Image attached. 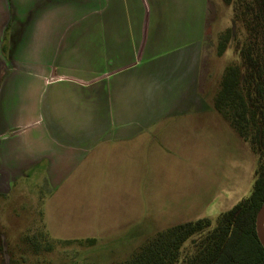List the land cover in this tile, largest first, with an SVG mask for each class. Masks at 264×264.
I'll return each mask as SVG.
<instances>
[{
    "label": "crops",
    "instance_id": "crops-1",
    "mask_svg": "<svg viewBox=\"0 0 264 264\" xmlns=\"http://www.w3.org/2000/svg\"><path fill=\"white\" fill-rule=\"evenodd\" d=\"M208 15L209 0H0V195L43 176L48 206L84 164L213 110ZM129 170L116 196L143 178Z\"/></svg>",
    "mask_w": 264,
    "mask_h": 264
},
{
    "label": "rangeland",
    "instance_id": "rangeland-1",
    "mask_svg": "<svg viewBox=\"0 0 264 264\" xmlns=\"http://www.w3.org/2000/svg\"><path fill=\"white\" fill-rule=\"evenodd\" d=\"M262 2L209 0L202 92L213 110L192 117L186 127L164 121L171 128L157 141L138 143L127 157L123 150L116 164L109 155L101 164H84L48 206L52 191L43 176L22 179L9 195H0V264H116L166 228L202 217L215 227L222 212L248 197L263 158L214 108V100L229 67L248 72L241 49L252 40L259 47ZM130 167L143 178L116 196ZM49 218L54 228L44 227ZM204 235L184 244L182 261Z\"/></svg>",
    "mask_w": 264,
    "mask_h": 264
},
{
    "label": "trees",
    "instance_id": "trees-1",
    "mask_svg": "<svg viewBox=\"0 0 264 264\" xmlns=\"http://www.w3.org/2000/svg\"><path fill=\"white\" fill-rule=\"evenodd\" d=\"M261 27L259 47L252 40L241 49L248 72L241 73L237 66L229 67L214 100V108L228 118L224 116L243 139L257 145L263 158L251 193L222 212L215 227L211 228L209 217H202L166 228L130 259L116 264H264V247L256 230L257 215L264 203V0ZM198 233L205 235L196 252L182 261L184 244ZM85 241L94 242V239Z\"/></svg>",
    "mask_w": 264,
    "mask_h": 264
},
{
    "label": "water",
    "instance_id": "water-1",
    "mask_svg": "<svg viewBox=\"0 0 264 264\" xmlns=\"http://www.w3.org/2000/svg\"><path fill=\"white\" fill-rule=\"evenodd\" d=\"M256 230L258 238L264 247V203L257 215Z\"/></svg>",
    "mask_w": 264,
    "mask_h": 264
}]
</instances>
